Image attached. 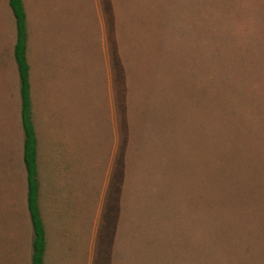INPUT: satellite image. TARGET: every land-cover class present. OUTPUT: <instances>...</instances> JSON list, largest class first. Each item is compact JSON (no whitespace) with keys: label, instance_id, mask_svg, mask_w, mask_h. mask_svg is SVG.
<instances>
[{"label":"rangeland","instance_id":"1","mask_svg":"<svg viewBox=\"0 0 264 264\" xmlns=\"http://www.w3.org/2000/svg\"><path fill=\"white\" fill-rule=\"evenodd\" d=\"M44 264H264V0H22ZM15 20L0 0V264H30Z\"/></svg>","mask_w":264,"mask_h":264},{"label":"trees","instance_id":"2","mask_svg":"<svg viewBox=\"0 0 264 264\" xmlns=\"http://www.w3.org/2000/svg\"><path fill=\"white\" fill-rule=\"evenodd\" d=\"M15 20L13 57L19 78L20 122L23 130V164L26 172V206L33 231L30 264H44L46 235L38 204L37 140L31 121L30 66L26 51V13L22 0H7Z\"/></svg>","mask_w":264,"mask_h":264},{"label":"crops","instance_id":"3","mask_svg":"<svg viewBox=\"0 0 264 264\" xmlns=\"http://www.w3.org/2000/svg\"><path fill=\"white\" fill-rule=\"evenodd\" d=\"M23 2V1H22ZM24 5V4H23ZM37 140V139H36ZM41 214V213H40ZM45 255V254H44Z\"/></svg>","mask_w":264,"mask_h":264}]
</instances>
